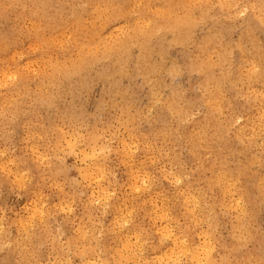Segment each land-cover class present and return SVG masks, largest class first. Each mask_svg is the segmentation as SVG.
<instances>
[{"label": "clouds", "instance_id": "clouds-1", "mask_svg": "<svg viewBox=\"0 0 264 264\" xmlns=\"http://www.w3.org/2000/svg\"><path fill=\"white\" fill-rule=\"evenodd\" d=\"M25 11L0 39V264H264V0Z\"/></svg>", "mask_w": 264, "mask_h": 264}, {"label": "rangeland", "instance_id": "rangeland-1", "mask_svg": "<svg viewBox=\"0 0 264 264\" xmlns=\"http://www.w3.org/2000/svg\"><path fill=\"white\" fill-rule=\"evenodd\" d=\"M27 4V0H0V39H6L8 41H15L18 37H20L21 29H23L24 24L26 23V17L28 13L25 11V5ZM260 36L261 39H264V35L257 34ZM22 38V37H21ZM237 59L239 60V54H237ZM83 75H69L67 77V82L75 85L78 82H83ZM99 95H102L100 93H92L89 96L80 97L79 95H74L73 100L77 104H83L85 103V100L89 102V104L94 107ZM166 114H162V118H165ZM186 159H190L187 156H185ZM73 161L70 159L68 161V164L71 165ZM34 175L37 176L39 179V173L35 171L33 172ZM72 175H76L75 172L71 173ZM118 179L120 182L118 197L115 198L111 202V207L108 211V216L105 221V223H109L112 221V219L117 216L120 212V209L124 207L125 203L128 202V190H127V184L129 183V178L127 175V169L120 168ZM0 183H3L2 178H0ZM166 187V186H165ZM46 192H48L49 195L52 196L53 200L56 198V193L54 191L45 189ZM250 192L252 196H255V191L250 189ZM85 201H87V197L84 198ZM144 199H147V197H144ZM137 203H139L137 201ZM84 207L81 205L78 208L77 215H83L85 213ZM144 219V211L138 209V216H137V222L139 223L141 220ZM146 222V221H145Z\"/></svg>", "mask_w": 264, "mask_h": 264}, {"label": "bare ground", "instance_id": "bare-ground-1", "mask_svg": "<svg viewBox=\"0 0 264 264\" xmlns=\"http://www.w3.org/2000/svg\"><path fill=\"white\" fill-rule=\"evenodd\" d=\"M9 1V0H8ZM70 55V54H69Z\"/></svg>", "mask_w": 264, "mask_h": 264}]
</instances>
